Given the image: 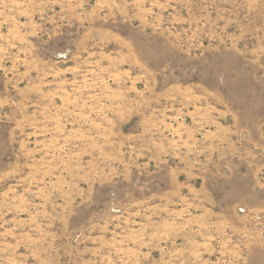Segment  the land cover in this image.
<instances>
[{"label":"rangeland","instance_id":"obj_1","mask_svg":"<svg viewBox=\"0 0 264 264\" xmlns=\"http://www.w3.org/2000/svg\"><path fill=\"white\" fill-rule=\"evenodd\" d=\"M0 264H264V0H0Z\"/></svg>","mask_w":264,"mask_h":264}]
</instances>
